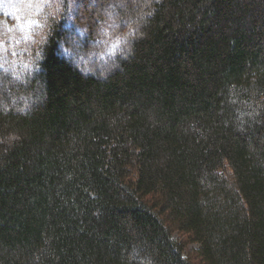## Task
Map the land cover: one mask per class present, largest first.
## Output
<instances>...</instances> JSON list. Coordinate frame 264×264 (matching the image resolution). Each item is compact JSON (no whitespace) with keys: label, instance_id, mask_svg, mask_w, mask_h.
I'll use <instances>...</instances> for the list:
<instances>
[{"label":"trees","instance_id":"1","mask_svg":"<svg viewBox=\"0 0 264 264\" xmlns=\"http://www.w3.org/2000/svg\"><path fill=\"white\" fill-rule=\"evenodd\" d=\"M37 1L0 67V264H264V0Z\"/></svg>","mask_w":264,"mask_h":264},{"label":"rangeland","instance_id":"2","mask_svg":"<svg viewBox=\"0 0 264 264\" xmlns=\"http://www.w3.org/2000/svg\"><path fill=\"white\" fill-rule=\"evenodd\" d=\"M2 1H3V3H2ZM17 1L18 0H0V3H1V5H0V67L2 66V63L4 62L6 52L10 49H11V51L15 50L14 47L16 48V45L18 44L19 40L20 41L24 40V39L26 40L28 38L26 33L29 29L32 18L28 17L26 0L25 1L22 0V5H20V7H19L20 1H18V2ZM31 1L33 2L34 0H31ZM57 1L58 0H45L43 2H49V3L53 2L55 4V2H57ZM127 1H128V3L135 5V7H137L144 0H111V2L115 4V6H122V7H124V5L126 4ZM4 2L7 4L6 6H5ZM37 2H39V0ZM99 2H100L99 0H96V2L95 1L93 2V0H92V2L89 3L90 4L89 6L91 7V9H94V10H92V12L94 13V11H95L94 15L95 14L97 15L100 12L101 13L103 12V14L107 15V11L110 9V6L101 5ZM16 5H18V6H16ZM9 7H10V9H12V11H10L11 13H8V15H7L6 12L8 11L7 8H9ZM46 10L50 11V6H47ZM88 12H90V9ZM80 13H78L79 16H77V21L82 20V22H83V20H84L83 16L84 15L80 14ZM17 14L18 15H27V18H24L22 16V18H24L22 21L16 20ZM106 35H108V33H106ZM78 38H79V40H81L82 37L80 36ZM98 38H102V34H98L96 39H98ZM101 42L104 45H106V47L104 45L102 47V49L104 50L103 52H93V49L97 45L91 44V47L89 50H83L80 53L81 56H79L77 58L78 59L77 62H78V64L82 62V64H81L82 68L86 69L87 67H86L85 63H88V62L90 64L88 69H90V70H93L95 68H100V70H102V69L105 70L107 68V66H108L107 62H105L104 60L103 61L98 60V58H99L98 56L101 53L103 54L107 48L106 40L105 41L102 40V41H100V43ZM108 45H109V43H108ZM5 75H6L5 73L2 74L1 79H0V84L2 83ZM195 246H196V244H189L188 245V247H191V248L195 247Z\"/></svg>","mask_w":264,"mask_h":264},{"label":"snow or ice","instance_id":"3","mask_svg":"<svg viewBox=\"0 0 264 264\" xmlns=\"http://www.w3.org/2000/svg\"><path fill=\"white\" fill-rule=\"evenodd\" d=\"M136 34V30L135 29H133L130 33H129V35H135ZM127 37H124V38H117V42H116V44L114 45V48H113V50H115V49H118L119 47H120V44L121 43H123V44H127ZM122 50V49H121ZM13 55H16V53L15 52H13Z\"/></svg>","mask_w":264,"mask_h":264}]
</instances>
